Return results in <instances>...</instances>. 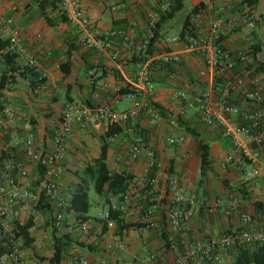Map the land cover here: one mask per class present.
Segmentation results:
<instances>
[{
	"label": "crops",
	"instance_id": "0c3cea01",
	"mask_svg": "<svg viewBox=\"0 0 264 264\" xmlns=\"http://www.w3.org/2000/svg\"><path fill=\"white\" fill-rule=\"evenodd\" d=\"M242 0L235 2L233 6ZM161 0H85L83 10L89 17L95 35L107 38L114 29H123L127 33L126 44L120 38L111 41L120 54L116 60L108 56L109 50L93 48L86 49L80 42V29L77 25L60 20L59 15L46 6L43 10L28 0H3L0 5V28L6 18L12 17L14 25L19 30L22 43L28 52L35 57L38 67L36 73L44 81L37 92H32L30 79L17 78L13 86V96L5 100L17 110V120L14 127L5 125L0 129V150L13 145L23 137L31 136L42 153L54 148V134L66 103L77 101L88 110L97 107H107L113 111H124L130 108L131 102L117 94L118 89L127 84L136 91V97L146 102L151 108L150 113H143L125 123L118 124L122 133L108 139L109 147L106 156L108 169L115 172L126 171L135 177L133 196L130 197L131 211L140 202H144L146 193L140 191V185L145 180L144 168L146 159L143 156L131 159L128 156V146L134 138L141 137L155 151L156 177L155 192L158 197L167 189L166 182L170 177L178 178L188 192H195L199 197H234L239 201L243 212L254 215L259 212L254 203L264 205V144L261 146L262 164L260 175L249 179L243 175L237 164H225L224 157L231 151L230 141L222 136L216 125H204L195 109L185 107L176 97L178 91L186 89L190 94H200L213 88L216 78L196 52H187L182 48V40L165 42V39L178 37L185 16L193 7L205 4V0H189L190 9L179 23L169 21L161 30L160 41L155 43V53L149 57L148 82L153 90L146 91L147 84L139 77L140 69L132 63L133 47L148 37L147 14L159 11ZM183 0V7H184ZM224 2V1H222ZM220 3V2H219ZM260 3V0L258 4ZM214 6L217 2H213ZM250 11L254 26H243L235 32H228L222 39L227 49H251L258 46L257 59L264 66V16L257 12V6ZM233 6H231L233 8ZM229 7L225 12L228 24L229 15L237 10ZM183 9V8H182ZM202 11V10H201ZM243 11V10H242ZM193 26L199 32L208 29V15L202 19H193ZM122 27V28H121ZM171 35V36H168ZM172 52L179 54V64H160L158 54ZM3 64L0 62V73ZM66 70V72H64ZM220 96L228 97L233 104L243 105L242 91H232L227 94L221 88ZM127 101V106L118 109L116 104ZM152 103L158 107L156 109ZM106 121L82 118L73 124L72 133L64 143L63 174L60 180V195L66 200L76 173L82 174L84 167L98 157L102 136L105 135ZM186 127L190 128L187 130ZM184 137V142L178 146L169 145L168 137ZM199 140L210 145L211 166L201 176L200 161L196 151ZM32 178H36V166L19 157ZM79 167V168H78ZM20 182V179H17ZM139 191V192H137ZM100 197L93 200L91 206L97 211L90 214L88 230L83 232L75 225V216L65 207V224L58 229L60 234H68L73 240L82 243L75 245L66 254L61 264H73L77 257L84 258L92 264H126L138 263L144 257V250L150 252L164 251L163 241L154 231L144 229H128L119 231L116 227L106 228L96 220V215L107 209L99 205ZM146 202V201H145ZM115 201H111V204ZM101 208V210H98ZM31 209V203L20 202L10 207L7 220L13 218L23 220ZM185 221L190 228L184 236L185 247L204 243L210 238L232 232L241 227L253 230L264 228V220L250 225H244L237 215L230 217L222 213L209 215L200 203L185 208ZM52 211L35 214L34 225L30 229L33 239L30 248L19 251L17 264H47L41 257H49L52 237ZM261 212H264L261 211ZM155 214L158 223L163 225V217ZM125 223L134 222V213L126 216ZM141 230L144 232L142 233ZM139 234V235H137ZM139 236L141 238H139ZM2 237L0 233V238ZM126 243V251H118L111 256L107 246L114 241ZM21 244V243H20ZM88 245L92 247L88 248ZM94 245V247H93ZM174 254L166 252L170 262ZM224 255H222V259ZM224 260V259H223ZM222 262V261H221ZM191 264H199L194 257Z\"/></svg>",
	"mask_w": 264,
	"mask_h": 264
},
{
	"label": "built area",
	"instance_id": "2783aa9c",
	"mask_svg": "<svg viewBox=\"0 0 264 264\" xmlns=\"http://www.w3.org/2000/svg\"><path fill=\"white\" fill-rule=\"evenodd\" d=\"M85 0H57V5L67 22L77 25L80 29V42L86 49L100 48L109 50L108 56L116 60L120 54L117 47L111 42L98 38L92 30L89 17L82 7ZM174 0H161L159 11H150L147 14V27L149 35L141 42L134 45L135 55L145 53L152 36V29L159 18V13L164 12ZM224 1V2H222ZM239 0H205L202 11L193 15V19H202L208 15V29L199 32L190 26L185 39L182 40V48L187 52H196L200 55L205 65L211 70L212 77L225 76L233 71L234 66L240 63L243 72L231 75L230 87L233 91H242L243 105L230 103L226 96L217 95L215 89L210 88L200 94H190L186 89L177 92L176 97L183 102L185 107L195 109L200 121L206 126L216 125L220 128L222 136L230 141L231 151L224 157L225 164H237L243 175L254 179L260 175L262 156L260 148L264 144V75L254 73L255 66L251 65V49H227L222 39L228 32H235L243 26L252 28L254 21L247 10L231 13L227 24L225 12L229 7ZM3 0H0V5ZM213 2H217L214 6ZM220 2V3H219ZM232 8V7H231ZM192 19V20H193ZM109 36L121 37L126 44L127 33L123 29H114ZM0 39L8 42L6 52L16 56L17 69L10 71L7 76V83L3 90V97L0 101L10 100L13 96V79L20 78V74L31 70L37 71V61L22 43L19 30L14 25L12 17H8L0 28ZM179 37L165 39V42H175ZM159 64H179V54L162 52L158 54ZM140 69L139 77L147 84L146 91L153 90L152 84L148 82V62H136L134 64ZM29 76V75H28ZM43 78L42 76L39 77ZM125 84L123 87H127ZM41 85H32V92H37ZM120 89V88H119ZM118 89V90H119ZM123 97L131 102L129 109L124 111H113L107 107H97L88 110L77 101L66 103L61 113V118L54 134V148L50 152L38 150L35 140L31 136L23 137L9 146L10 154L3 161V176L5 182H0V222L7 229L9 227L7 214L9 208L20 202L36 203L37 190L44 193L48 201L55 208L52 225L59 229L64 222V211L66 200L60 195V180L63 174L62 163L64 159V143L72 133L73 124L82 118L109 123L121 124L138 117L143 113H150L149 105L136 97L133 91H128ZM17 110L10 104L4 105L0 111V129L5 126L16 125ZM115 137V136H114ZM167 143L172 146L183 144L184 137H168ZM14 149V152L11 151ZM128 156L137 159L143 156L146 159L144 174L149 185L155 186L156 177L149 173L156 167V155L154 149L141 137L134 138L128 146ZM24 157L36 166L37 176L32 178L29 171L19 160ZM20 179V182L16 180ZM145 180V181H146ZM146 186V182L140 188ZM167 189L162 195L150 199L154 201L145 208V201L138 203L131 211L129 206L132 194L124 196L120 203H113L111 209L120 213L122 218L134 213V222L144 225L146 231H160L164 226L168 235L169 249L166 252L174 254L170 262L166 259V252H150L144 250V257L138 263L126 264H191L194 257H197L199 264H206L209 261L214 264L221 263L220 253L240 245H263L264 228L253 230L248 227H241L238 230L224 233L218 237L210 238L204 243H198L185 247L184 236L190 228L185 221V207L200 203L209 215L222 213L226 217L237 215L244 225H250L257 221L264 220V212H257L254 215L243 212L240 209L239 201L234 197H199L195 192H188L181 181L176 177H170L166 182ZM140 189V190H141ZM165 201L163 225L158 223L155 214L159 212L158 202ZM158 214V215H159ZM98 221L103 222L107 228L112 229L115 222L110 219L109 211L106 209L96 215ZM89 220L80 223L81 231L88 230ZM12 250L0 257V264H17L19 261V245L21 241L9 239ZM127 245L121 240L114 241L107 246L111 256H116L118 251H126ZM73 264H92L84 258L77 257Z\"/></svg>",
	"mask_w": 264,
	"mask_h": 264
},
{
	"label": "trees",
	"instance_id": "16d2710c",
	"mask_svg": "<svg viewBox=\"0 0 264 264\" xmlns=\"http://www.w3.org/2000/svg\"><path fill=\"white\" fill-rule=\"evenodd\" d=\"M37 4L42 10L49 6L51 10L56 12L61 21L67 22L66 18L63 17L59 7L57 5V0H28ZM259 0H242L240 3H237L233 6V10L242 11L246 8H249L252 11ZM183 8V0H174L168 6V8L159 13V18L156 21L153 29L152 36L149 38V43L145 53L140 55L133 54L132 63L143 62L145 63L149 57H152L155 53V43L160 41L161 30L162 28L180 12ZM204 6L201 4L199 6L193 7L190 12L185 16L182 24V28L179 33V39H185L186 33L190 30V26L193 27V15L200 12ZM249 11V12H250ZM234 12V11H233ZM232 12V13H233ZM122 28V27H121ZM100 39L111 42L115 41V38L108 36L107 38L99 37ZM122 38H120L121 40ZM123 40V39H122ZM121 40V42H122ZM8 42L4 39H0V62L3 64V70L0 73V98L3 97V90L5 89L8 76L7 74L10 71H15L17 69L16 56L6 52ZM259 49L258 46L251 47V65L255 66L254 73H262L264 75V66L257 59V53ZM160 65V64H158ZM243 67L240 63H237L234 66L232 72L227 73L225 76L217 77L213 89L217 92V95L222 93L221 88L226 90L227 94L233 90L230 87L231 75L240 74L243 72ZM66 72V70H64ZM29 75V76H28ZM21 78L26 77L30 79L31 84H38L44 81V78L39 79V75L36 72L27 70L19 75ZM16 82V78L13 79V83ZM128 91H133L136 94V91L133 87L127 86L122 87L118 90L119 95L123 96ZM227 96V95H225ZM228 99V97H227ZM229 101V100H228ZM232 103L231 101H229ZM152 106L158 109L154 103ZM4 107V102L0 101V111ZM187 130L190 128L186 127ZM122 133V129L118 124L111 123L107 126L105 135L101 137L102 144L100 146V152L98 157L93 158L91 163H88L82 174H75V177L79 178V181L73 182L72 190L69 191V194L66 197V208L68 211L74 214L75 216V225L79 227L80 223L91 219L89 215V210L91 208V201L89 192L92 189L93 192L103 199L104 204L107 206L109 211L110 219L113 220L116 224V227L121 232L123 230L134 229L140 230L144 228L143 224L132 222L125 223L124 219L121 217L120 213L111 209V201L114 200L116 203H120L124 200V196L127 194H132L136 182L133 174L126 171L115 172L108 169L106 164V156L109 147L108 139L113 138L115 135ZM14 152V149H11ZM196 151L200 161V173L203 176L211 166L210 162V145L203 140H199L196 144ZM10 154L9 146L5 149L0 150V182L4 183L5 178L3 176V161ZM156 170L153 169L149 176H152ZM147 178V176H145ZM146 186L142 187L140 191L146 193V196L143 201H146L145 208L154 203V201H149L150 199L156 198L158 194L155 192V187L148 184L146 180ZM34 191L38 195L36 203H31V209L29 215L23 220L15 219L8 221L9 227L6 229L0 222V233L2 237L0 238V257L6 255L12 250V244L9 242V239L12 238L16 241H21L19 245V250L30 248L33 242V239L30 237V229L34 225L35 214L52 211L53 205L48 201L47 197L43 192L37 190L36 184L33 185ZM139 192V191H137ZM14 204L12 207L16 206ZM165 201L161 199L158 202V208L161 216H164L165 211ZM254 207L257 211H263L264 205L260 203H254ZM186 208V207H185ZM186 210V209H185ZM97 220V219H96ZM98 221V220H97ZM101 222V221H99ZM65 221L63 222V225ZM102 232H105L106 225L102 222ZM52 225V222H51ZM158 234V237L163 241V248L167 251L169 249V240L168 235L163 226L160 231H154ZM75 245H82V243L75 241L68 234H60L58 229L54 228L52 225V237L50 250L51 254L49 257H41V261H46L47 264H61L65 259L66 254L71 250ZM91 248L92 245H88V248ZM94 247V245H93ZM224 254L225 264H264V244L263 245H240L235 246L227 251L222 252ZM206 264H214L209 261H206Z\"/></svg>",
	"mask_w": 264,
	"mask_h": 264
},
{
	"label": "rangeland",
	"instance_id": "374dc122",
	"mask_svg": "<svg viewBox=\"0 0 264 264\" xmlns=\"http://www.w3.org/2000/svg\"><path fill=\"white\" fill-rule=\"evenodd\" d=\"M190 6H191V5H190L189 0H185L183 9H182L180 12L177 13V15L174 17V19H172V22H174V23H175V22H176V23H179L178 21H179V20H182V19L184 18V16L189 12ZM256 9H257V12H258V13H262L263 16H264V0H260V3L258 4V6H257ZM168 36H171V35H168ZM169 39H170V37H169ZM125 106H127V101H123V102H120L119 104H116V107H117L118 109L124 108ZM78 168H79V167H78ZM72 176H73V178H76L75 175H72ZM89 196H90V201H91V203L93 202V200H96V199L99 198V196H97V195L93 192L92 189H91L90 192H89ZM113 201H114V200H113ZM99 205H101L102 208H105V207H104L105 204H104L102 198H100ZM98 210H101V208H99ZM96 212H97V211L91 206V208H90V210H89V213H90V214H96ZM141 232L143 233L144 231L141 230ZM137 235H139V234H137ZM139 238H141V237L139 236ZM222 255H224V254H223V253H220L221 261H222L220 264H225V260H223L224 258L222 259Z\"/></svg>",
	"mask_w": 264,
	"mask_h": 264
}]
</instances>
